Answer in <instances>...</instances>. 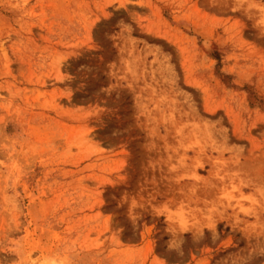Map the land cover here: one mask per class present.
<instances>
[{"label": "rangeland", "instance_id": "rangeland-1", "mask_svg": "<svg viewBox=\"0 0 264 264\" xmlns=\"http://www.w3.org/2000/svg\"><path fill=\"white\" fill-rule=\"evenodd\" d=\"M0 264H264V0H0Z\"/></svg>", "mask_w": 264, "mask_h": 264}]
</instances>
